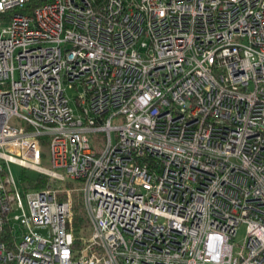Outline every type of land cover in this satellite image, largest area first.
<instances>
[{
    "label": "built area",
    "instance_id": "1",
    "mask_svg": "<svg viewBox=\"0 0 264 264\" xmlns=\"http://www.w3.org/2000/svg\"><path fill=\"white\" fill-rule=\"evenodd\" d=\"M28 1L0 0V264H264V0Z\"/></svg>",
    "mask_w": 264,
    "mask_h": 264
},
{
    "label": "trees",
    "instance_id": "2",
    "mask_svg": "<svg viewBox=\"0 0 264 264\" xmlns=\"http://www.w3.org/2000/svg\"><path fill=\"white\" fill-rule=\"evenodd\" d=\"M48 1L51 0H29L28 2H26V4L23 5V7L16 10L25 13H31L35 7ZM89 1L95 9L101 8L106 2V0ZM41 140L42 145L48 143V136H42ZM42 155L45 156L46 154L42 151ZM20 181L24 189L40 188L46 184L47 176L42 173H38L35 176H30L25 172H22V174L20 175ZM68 229L72 232L74 246L80 245V243H82V241H84L90 233L89 218L85 210V206L80 198H77V201H73V216L68 224Z\"/></svg>",
    "mask_w": 264,
    "mask_h": 264
},
{
    "label": "rangeland",
    "instance_id": "3",
    "mask_svg": "<svg viewBox=\"0 0 264 264\" xmlns=\"http://www.w3.org/2000/svg\"><path fill=\"white\" fill-rule=\"evenodd\" d=\"M68 96L70 97V104L74 107V109L76 110V106H75V102H74V95L77 94L78 90H76L75 88H68L66 90ZM89 138H90V143L92 145V147L97 151V152H101L105 142H106V137L103 131H98V130H93L90 131L88 133ZM42 151L46 154L45 156H43V164L44 165H48L49 160H48V156H49V152H50V148H49V144L45 143L42 145ZM10 168L11 171L13 172L14 176L19 179L20 175L22 174V172H25L26 174L30 175V176H35L36 174H38L39 172L34 171L32 169H28V168H22L20 165L16 164V163H10ZM78 183H71L70 186H77ZM69 186V185H68ZM29 189H37V188H29ZM72 198L73 200L77 201V198H79V195L76 191L72 192ZM244 234V225H241V227L238 229L237 235L235 240H239L242 238Z\"/></svg>",
    "mask_w": 264,
    "mask_h": 264
}]
</instances>
